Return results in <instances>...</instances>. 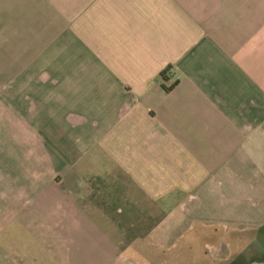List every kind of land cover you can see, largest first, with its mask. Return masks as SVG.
<instances>
[{
    "label": "crops",
    "instance_id": "1",
    "mask_svg": "<svg viewBox=\"0 0 264 264\" xmlns=\"http://www.w3.org/2000/svg\"><path fill=\"white\" fill-rule=\"evenodd\" d=\"M250 242L264 0H0V264H248Z\"/></svg>",
    "mask_w": 264,
    "mask_h": 264
},
{
    "label": "rangeland",
    "instance_id": "2",
    "mask_svg": "<svg viewBox=\"0 0 264 264\" xmlns=\"http://www.w3.org/2000/svg\"><path fill=\"white\" fill-rule=\"evenodd\" d=\"M250 232V237H251ZM233 253L229 254L226 261L230 263L231 259L233 258ZM244 259L248 261V264H263L264 263V251L260 249V245L250 242L248 250H245L244 254L242 255Z\"/></svg>",
    "mask_w": 264,
    "mask_h": 264
},
{
    "label": "trees",
    "instance_id": "3",
    "mask_svg": "<svg viewBox=\"0 0 264 264\" xmlns=\"http://www.w3.org/2000/svg\"><path fill=\"white\" fill-rule=\"evenodd\" d=\"M161 78H162V86L166 89V90H170L171 89V86L169 87V86H167L166 84H165V82L168 80V75H167V71H163L162 73H161Z\"/></svg>",
    "mask_w": 264,
    "mask_h": 264
},
{
    "label": "water",
    "instance_id": "4",
    "mask_svg": "<svg viewBox=\"0 0 264 264\" xmlns=\"http://www.w3.org/2000/svg\"><path fill=\"white\" fill-rule=\"evenodd\" d=\"M264 264V263H263Z\"/></svg>",
    "mask_w": 264,
    "mask_h": 264
}]
</instances>
